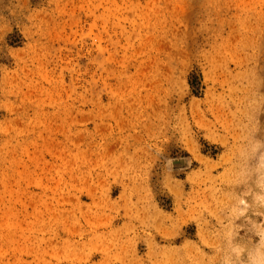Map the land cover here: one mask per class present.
<instances>
[{"label":"rangeland","instance_id":"obj_1","mask_svg":"<svg viewBox=\"0 0 264 264\" xmlns=\"http://www.w3.org/2000/svg\"><path fill=\"white\" fill-rule=\"evenodd\" d=\"M0 264H264V0H0Z\"/></svg>","mask_w":264,"mask_h":264}]
</instances>
